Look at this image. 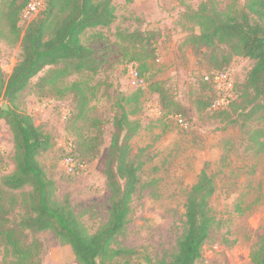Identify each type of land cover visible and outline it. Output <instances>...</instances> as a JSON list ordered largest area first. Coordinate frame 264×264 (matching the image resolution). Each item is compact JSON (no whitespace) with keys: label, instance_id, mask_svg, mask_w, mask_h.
I'll return each mask as SVG.
<instances>
[{"label":"rangeland","instance_id":"1","mask_svg":"<svg viewBox=\"0 0 264 264\" xmlns=\"http://www.w3.org/2000/svg\"><path fill=\"white\" fill-rule=\"evenodd\" d=\"M10 1L0 0V65L5 78L23 56L21 36L12 32L4 18ZM112 2L115 22L89 29L81 38L94 52L98 72L47 83L42 79L54 68L46 67L18 100L20 110L53 138L50 150L37 159L55 184L54 198L60 202L68 199L91 234L107 224L106 162L114 118L123 107L141 126L131 141L132 157L140 168L128 223L115 247L134 249L153 262L170 259L184 233L188 192L205 171L216 186L210 200L215 224L196 264H251L252 252L264 235V119L257 117L243 127L235 126L224 115L202 110L195 103L206 73L222 70L232 79L235 93H241L255 62L231 56L223 48L215 53L196 49L190 37L201 29L189 18L205 2L227 13L241 8L245 0ZM38 15L23 17L21 31ZM148 42L155 54L142 72L144 83L133 87L128 61L144 45L147 48ZM75 84L87 99L81 116V93L67 90ZM155 84L187 109L181 112L188 119L186 128L161 109L159 94L153 91ZM70 142L77 157L71 174L63 166ZM14 152L13 134L0 119V178L15 170ZM79 162L84 164L78 166ZM30 191L27 187L12 193L17 201L13 223L24 217L25 194ZM26 234L28 243H38V255L21 264H78L71 247L62 244L53 231ZM16 261L0 243V264Z\"/></svg>","mask_w":264,"mask_h":264},{"label":"trees","instance_id":"2","mask_svg":"<svg viewBox=\"0 0 264 264\" xmlns=\"http://www.w3.org/2000/svg\"><path fill=\"white\" fill-rule=\"evenodd\" d=\"M30 2L11 0L4 14L12 32L21 36L23 56L8 78L0 65V101L3 103L0 119L10 128L15 148V170L0 178V243L18 260L17 264L38 255V243H28L26 232L44 231H53L62 244L70 246L78 264H196L215 224L210 200L216 186L205 171L188 192L184 233L170 259L153 262L149 256L134 249L115 247L117 237L128 223L140 168L132 157L131 141L141 126L130 119L123 107L114 118L115 131L106 162L105 175L110 191L107 224L91 234L75 215L68 199L60 202L54 198L55 184L47 178L37 159L50 150L53 138L35 125L31 115L20 110V94L46 67L54 68L42 79L47 83H57L75 74L97 73L100 65L81 38L89 29L111 26L116 15L112 0H46L45 9L21 31L20 22ZM189 18L201 29L200 34L190 37V43L196 49L215 53L223 48L231 56L255 62L242 92L237 90L228 109H212L217 99L212 77L222 70L211 71L202 77L203 86L195 104L202 110L210 109L224 115L235 126L243 127L257 117L264 119V0H245L241 8L227 13L205 2L189 13ZM154 54L155 50L148 42L141 53L130 56L128 62L138 65L141 79ZM67 90L81 93V116L87 103L81 87L75 84ZM153 91L159 94L161 109L166 114L179 115L188 121L181 114L187 109L176 103L160 84L153 85ZM71 143L76 160L75 145ZM27 187L31 191L25 194L24 217L19 223H13L11 216L17 201L12 193ZM251 264H264V235L252 252Z\"/></svg>","mask_w":264,"mask_h":264},{"label":"built area","instance_id":"3","mask_svg":"<svg viewBox=\"0 0 264 264\" xmlns=\"http://www.w3.org/2000/svg\"><path fill=\"white\" fill-rule=\"evenodd\" d=\"M45 1H42L40 5L36 3V0H31L29 3L24 17L28 15H38L40 11L45 9ZM40 7V9H39ZM39 9V10H38ZM130 73L129 77L131 80V85L133 87H141L144 81L141 79L139 74V68L136 63H130L129 65ZM208 79V78H207ZM212 82L217 90V99L212 105L213 110H225L228 109L231 101L235 97L234 84L232 79L225 73H217L212 77ZM170 119L177 121L181 126L187 127L188 123L181 116H170ZM66 156L63 161V166L69 174L74 173L76 170V160L72 155V143L66 145Z\"/></svg>","mask_w":264,"mask_h":264}]
</instances>
